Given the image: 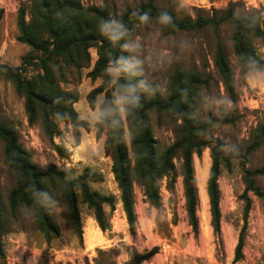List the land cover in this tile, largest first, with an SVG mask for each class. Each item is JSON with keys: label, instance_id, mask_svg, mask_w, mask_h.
Listing matches in <instances>:
<instances>
[{"label": "rangeland", "instance_id": "1", "mask_svg": "<svg viewBox=\"0 0 264 264\" xmlns=\"http://www.w3.org/2000/svg\"><path fill=\"white\" fill-rule=\"evenodd\" d=\"M148 0H83L87 6H107L111 17L122 19L130 9L136 11ZM197 1V2H202ZM216 7L197 6L194 0H157L159 9L174 11L178 19L199 15L219 16L231 5L239 10L258 9L264 14V0H208ZM29 0H0V64L11 67L22 65L29 47L20 43L18 38V13ZM202 4V3H200ZM29 20V16L26 17ZM154 21V20H153ZM219 35L223 41L231 67L235 75V101H232L221 81L214 64L217 34L213 27L199 30L167 33L164 27L155 22L151 26L134 23L131 36L142 41V48L136 55L142 60V77L153 87L142 90L148 100L156 89L163 98L170 93L171 78L175 70L197 71L210 77V86L202 90L198 99V117L224 115L234 118L233 124H217L210 135L224 144V150L231 154V170L222 169L218 183L220 189V233L212 226L210 201L206 194L207 180L212 166L211 147L204 148L201 155H194L197 186L198 230L192 226L187 208L182 175V160L175 158L176 169L171 177L159 181L161 202L153 206L147 199L143 187L135 182V231L130 225L120 200V190L112 173V159L105 153V137L96 133L95 111L88 103L87 95L102 83L101 79L92 81L87 74L93 68L98 54L91 48L90 68L82 70V79L76 88L80 99L74 104L81 119L88 120L90 132L82 129L80 145H75L72 127L62 123V137H55L54 144L64 143L71 148L69 159H62L56 152L51 140L43 133L40 122L30 124L25 109V99L19 95L11 80L0 76V119L16 130L22 145L32 154V161L41 168L55 164L66 168L72 177L80 175L86 167L101 172L104 180L92 183L91 188L104 195H114L116 208H104L110 217L111 228L100 230L93 214L85 206L81 207L83 237L71 225L67 211L58 193L55 198L62 206V212L53 213L60 235L47 242L38 231L33 216L24 206L17 210V216L10 212L8 196L14 188L15 172L8 166L4 153V143L0 141V198L4 206L6 231L3 237L5 256L0 264H131L135 255H143L157 248L155 255L142 264H264V201L254 193H249L251 210L244 236L243 258L235 261L236 246L244 224L245 201L243 193L245 170H255L264 165V145L243 164L247 144L252 130L264 120V73L241 75L233 49L232 26L220 25ZM264 52V48H260ZM33 72L29 70L28 76ZM71 77V76H70ZM75 78L71 77L70 80ZM100 94L98 99H103ZM149 121L156 139V151L162 153L178 137L181 120L155 109L148 112ZM125 119V118H124ZM129 152L134 160L130 146L131 138L127 131ZM134 164V161H133ZM256 184L264 191V175L255 177ZM206 187V189H205ZM90 230V231H89ZM99 231L100 235L93 245L87 244L89 232Z\"/></svg>", "mask_w": 264, "mask_h": 264}, {"label": "trees", "instance_id": "2", "mask_svg": "<svg viewBox=\"0 0 264 264\" xmlns=\"http://www.w3.org/2000/svg\"><path fill=\"white\" fill-rule=\"evenodd\" d=\"M157 0H148L136 11L128 10L121 21L130 28L137 23L133 12H148L155 20L160 11H167L172 16V24L164 27L167 33L177 31L199 30L213 27L217 34L214 64L217 68L225 91L232 101H235V75L228 58L225 45L220 38V25L228 23L232 26L233 49L241 75L249 73H264V14L252 8L239 10L238 5H231L219 16L209 17L199 15L191 18L178 19L171 9L162 10L156 5ZM29 16V20L26 17ZM111 17L107 6H87L83 0H29L18 13V38L20 43L29 47L22 65L11 67L0 64V76L11 80L16 92L25 99V109L30 124L40 122L43 133L54 145L62 159L72 155L64 143L54 144L55 137H62V123L72 127L75 145L81 143L84 129H92L88 120L81 119L74 108L80 99L76 88L68 84H78L82 79V70L91 67V48L98 54L87 77L92 81L102 80L100 86L94 88L87 100L92 109L100 94L110 97L112 84L107 83L103 68L115 57L128 55L118 44L107 41L98 31L101 20ZM1 20V13H0ZM1 46V35H0ZM33 72L28 76V72ZM75 78L70 80L71 77ZM143 79L142 75L133 78ZM144 80V79H143ZM211 83L210 77H204L197 71L175 70L170 83V93L163 98L154 89L150 99H146L139 91L140 107L129 114L120 125L110 121L95 124L99 138L105 137V153L112 159V173L120 190V200L126 213L130 230L135 231V195L134 184L139 183L148 201L155 207L160 206L159 181L171 177L175 172V158L182 160V175L185 189L186 208L190 222L198 230L197 217V186L194 167V155H201L204 148L211 147L212 166L207 180L206 194L210 201L212 226L216 234L220 233V189L219 177L223 168L231 170L233 156L224 150V144L213 138L210 132L217 124H233L234 118L224 115L209 117L202 120L198 117L199 96ZM155 109L159 113H167L181 120L180 131L174 143L162 153L156 151V139L149 121L148 112ZM127 131L131 138L130 146L134 154V164L129 152ZM0 141L4 143V153L8 166L15 172V186L10 191L8 203L11 215L17 216L20 206L25 208L32 203L31 193L37 189L58 193L67 211L68 219L82 239L81 207L85 206L93 214L100 230L111 228L110 217L104 206L110 207L111 213L116 208L117 198L114 195H104L91 188L92 183L102 182L104 176L86 167L83 172L72 177L70 170L50 164L41 168L32 161V154L22 145L15 129L0 119ZM264 145V120L252 130L246 153L242 157L243 164L248 158ZM264 175V165L255 170H245L243 193L245 201L244 224L236 246L235 261L243 258L244 236L248 226L251 210L249 193H254L264 201V191L256 184L255 177ZM38 231L47 242L60 235L58 224L43 210L34 217ZM6 231L4 206L0 198V258L5 256L3 237ZM157 248L143 255H135L131 264H142L155 255ZM103 264V263H95Z\"/></svg>", "mask_w": 264, "mask_h": 264}, {"label": "clouds", "instance_id": "3", "mask_svg": "<svg viewBox=\"0 0 264 264\" xmlns=\"http://www.w3.org/2000/svg\"><path fill=\"white\" fill-rule=\"evenodd\" d=\"M132 15L136 17L138 24L144 26H151L153 22L161 27L172 24V16L167 11H160L154 21L148 12H133ZM97 27L101 36L107 41L118 44L121 49L129 53L115 57L103 68L107 83L112 84L113 87L110 97L95 101L94 119L97 123L110 121L120 125L125 117L140 107L139 91H147L153 86L143 79H133L142 73V60L135 54L137 49L142 48V41L131 36L132 28L115 17L101 20ZM31 200L32 203L25 211L33 217L41 210L50 215L63 210L55 196L42 189L31 193Z\"/></svg>", "mask_w": 264, "mask_h": 264}, {"label": "bare ground", "instance_id": "4", "mask_svg": "<svg viewBox=\"0 0 264 264\" xmlns=\"http://www.w3.org/2000/svg\"><path fill=\"white\" fill-rule=\"evenodd\" d=\"M90 231V230H89ZM99 231H95V232H89L88 233V237H87V244L90 246V245H93V243L95 241H97V239L99 238Z\"/></svg>", "mask_w": 264, "mask_h": 264}, {"label": "built area", "instance_id": "5", "mask_svg": "<svg viewBox=\"0 0 264 264\" xmlns=\"http://www.w3.org/2000/svg\"><path fill=\"white\" fill-rule=\"evenodd\" d=\"M196 5H202L203 7H208L209 9L212 7H216L214 4H210V2H208V0H203L202 2H197V1H201V0H194ZM202 3V4H200Z\"/></svg>", "mask_w": 264, "mask_h": 264}]
</instances>
